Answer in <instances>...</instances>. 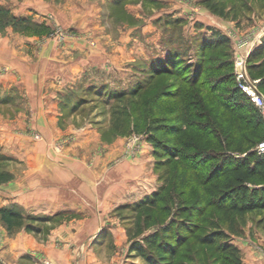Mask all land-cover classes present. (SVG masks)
Returning <instances> with one entry per match:
<instances>
[{"label": "rangeland", "instance_id": "rangeland-1", "mask_svg": "<svg viewBox=\"0 0 264 264\" xmlns=\"http://www.w3.org/2000/svg\"><path fill=\"white\" fill-rule=\"evenodd\" d=\"M206 1L0 0V207L22 214L12 229L0 218V264H52L44 250L67 264H149L144 238L197 221L208 168L200 170L206 139L196 133L220 121L237 58L251 79L264 70V0ZM152 135L173 143V155L157 151ZM57 163L74 171L68 207L16 201L65 182L53 176ZM220 216L208 208L195 234L221 229L243 264L245 247L264 263V209L235 217L238 234ZM19 234L35 243L10 249ZM178 251L169 264H214L191 241Z\"/></svg>", "mask_w": 264, "mask_h": 264}, {"label": "trees", "instance_id": "trees-1", "mask_svg": "<svg viewBox=\"0 0 264 264\" xmlns=\"http://www.w3.org/2000/svg\"><path fill=\"white\" fill-rule=\"evenodd\" d=\"M209 1H206L207 5ZM212 9L216 12V8ZM220 37L227 41L224 36ZM227 73L224 76L225 81L232 84V89L221 103L218 102L223 107L225 114H221L220 121L214 120L209 125V129L213 131L212 134L207 129L204 130L203 134L196 133V136L199 134L206 139V142H203L205 147L197 152V156L200 158V170L208 168L206 174L200 172L199 176L198 184L202 188L199 187L197 190L199 194L196 204L197 207L201 205L200 211L197 214H191V217H195L197 221L195 220L189 226L179 223L176 228L171 226V228L161 230V240H158L156 234L144 238L145 246L153 249L154 255L143 253L145 248L142 247L141 242H134V250L143 253L147 261L150 262L149 264H154L153 258L155 256L162 259L164 264H169L178 254L179 246L188 241L193 242V244L196 243L197 246H203L209 253V257L213 259L214 264H243L239 248L230 241L227 232L216 229L201 232V236L195 234L202 230L199 227V222L202 215L210 207L215 208L217 213L221 215L220 220L226 222L229 231L235 234H238V229L233 224L235 217L242 219L249 212L264 209V154L257 153L255 148L264 137V120L250 99L237 87L234 73L230 71ZM258 78V87L264 95V70L258 74ZM183 109H185L187 116L188 114L191 115L188 105L184 106ZM172 117L176 121L183 122L187 128H192L187 118L180 120L178 114ZM170 125L171 128L174 127L173 124ZM205 127L207 125H204ZM153 130L157 133L160 131V127L156 125ZM171 132L178 131L172 130ZM199 135L198 137H200ZM149 141L153 143L157 151L162 149L165 151L164 155H173L172 150L175 147L173 143L160 142L153 135L149 136ZM207 146L209 147L208 150H206ZM4 180L6 178L0 175V182ZM204 183L208 184L209 187H203ZM166 188H168V184L162 190ZM158 199V196H155L149 201V204H144L145 206L142 205L141 207L145 211H150L157 206ZM194 204L191 205L192 210H195ZM196 209L198 210V208ZM0 218L9 229H12L20 226L18 221L22 218V214L13 208L0 207ZM193 263L190 262V264Z\"/></svg>", "mask_w": 264, "mask_h": 264}, {"label": "crops", "instance_id": "crops-1", "mask_svg": "<svg viewBox=\"0 0 264 264\" xmlns=\"http://www.w3.org/2000/svg\"><path fill=\"white\" fill-rule=\"evenodd\" d=\"M5 47V45H2ZM1 46V47H2ZM2 58H0V62L2 63ZM1 80V77H0ZM2 86V85H1ZM45 102V99L41 98L39 99L38 102ZM58 167L57 169L53 172V176L55 179L59 180H64L65 182H50L48 184H43L44 186H41L40 189L44 188L43 193L40 194V197L37 199L38 194L34 193L31 197L25 198L24 193L21 192L17 194L16 201L19 202L22 205L26 204H36L41 203L40 201L44 200L45 203L43 204L44 206L50 205L52 210L57 209V207H62L63 205L68 207V203L73 202L74 199V191H75V185H77L76 182H74L73 179V173L74 171L68 166V164H62V163H57L56 164ZM64 178V179H63ZM81 182L83 184H88L90 185L84 178H80ZM55 190V193H54ZM35 195V196H34ZM39 200V201H37ZM64 200V201H63ZM49 202V203H48ZM65 202V204H64ZM70 207V206H69ZM35 243L34 240L31 239L29 235L25 234H19L15 240H12L10 242V249H13V246H16L18 251H23L25 247L32 246V244ZM246 251L245 259L248 264H264L261 261L260 256L256 255H251L252 251H250L247 247L244 248ZM45 255L49 256V259L51 260L52 264H67L68 256H65V258H61L57 252L51 251L49 252L48 250H44ZM47 256V257H48Z\"/></svg>", "mask_w": 264, "mask_h": 264}, {"label": "built area", "instance_id": "built-area-1", "mask_svg": "<svg viewBox=\"0 0 264 264\" xmlns=\"http://www.w3.org/2000/svg\"><path fill=\"white\" fill-rule=\"evenodd\" d=\"M244 57L237 58L235 62L234 78L237 87L243 92L258 109L264 120V95L258 87L259 79H251L244 66ZM256 151L259 154H264V137L257 143ZM264 186V183H263Z\"/></svg>", "mask_w": 264, "mask_h": 264}, {"label": "water", "instance_id": "water-1", "mask_svg": "<svg viewBox=\"0 0 264 264\" xmlns=\"http://www.w3.org/2000/svg\"><path fill=\"white\" fill-rule=\"evenodd\" d=\"M260 39H261V41H263V40H264V34L261 36V38H260Z\"/></svg>", "mask_w": 264, "mask_h": 264}]
</instances>
